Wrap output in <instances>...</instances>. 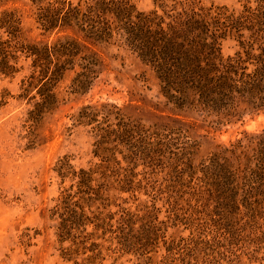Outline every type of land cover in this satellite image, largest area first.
<instances>
[{
  "label": "trees",
  "instance_id": "trees-1",
  "mask_svg": "<svg viewBox=\"0 0 264 264\" xmlns=\"http://www.w3.org/2000/svg\"><path fill=\"white\" fill-rule=\"evenodd\" d=\"M18 4L31 9L42 36L56 39L29 41ZM154 4L144 11L133 0H0V73L27 70L19 99L31 107V135L61 105L65 81L69 94L90 93L104 70V47L123 48L147 66L171 111L147 124L104 102L84 105L74 117L89 129L99 162L76 170L64 160L56 169L61 185L70 184L48 213L66 262L130 256L137 264H212L226 243L264 220V130L218 146L199 163L192 135L199 120L217 128L264 112V0H240L238 8L202 0ZM228 39L239 50L224 57ZM159 174L169 195L162 219L156 199L136 195ZM182 227L187 237L169 235Z\"/></svg>",
  "mask_w": 264,
  "mask_h": 264
},
{
  "label": "rangeland",
  "instance_id": "rangeland-1",
  "mask_svg": "<svg viewBox=\"0 0 264 264\" xmlns=\"http://www.w3.org/2000/svg\"><path fill=\"white\" fill-rule=\"evenodd\" d=\"M133 1L144 11L155 8V0ZM202 3L206 7L240 6V0H202ZM17 8L22 11L25 37L29 41L56 39L41 35L30 8L21 4ZM238 50L234 40L223 42L224 57L233 56ZM98 51L104 70L94 88L83 96L69 94L70 81H65L60 88L61 105L36 127L33 135L26 123L31 107L19 99L27 70L15 77L0 73V264H73L59 256L48 212L62 188L70 184L67 181L61 185L56 171L60 162L68 160L76 170L88 169L99 162L94 156L95 141L89 129L77 125L74 120L84 105L113 103L147 124L171 115L154 73L135 55L116 46ZM263 130L264 112L245 115L217 128L199 120L192 130L193 137L200 143L196 162L206 159L218 146H229L246 134ZM138 172L141 173L138 179L143 180V168ZM163 179V174L150 176L144 183L146 189L136 193L141 202L152 203L156 199L157 206L163 210L161 219L168 215L165 202L169 196L161 191ZM129 197L130 194L123 195V198ZM137 204L131 201L128 207L135 209ZM258 223V227L245 229L233 244L226 243L223 256L212 264H264V220ZM181 230L183 227L171 228L169 235H189V231L182 233ZM102 264L137 262L124 256L119 260L108 257Z\"/></svg>",
  "mask_w": 264,
  "mask_h": 264
}]
</instances>
